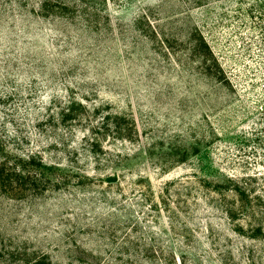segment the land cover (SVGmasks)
<instances>
[{
	"label": "rangeland",
	"instance_id": "1",
	"mask_svg": "<svg viewBox=\"0 0 264 264\" xmlns=\"http://www.w3.org/2000/svg\"><path fill=\"white\" fill-rule=\"evenodd\" d=\"M262 126L264 0H0V264H264L202 182L264 174ZM209 128L210 167L167 155ZM31 156L60 171L17 180Z\"/></svg>",
	"mask_w": 264,
	"mask_h": 264
},
{
	"label": "trees",
	"instance_id": "2",
	"mask_svg": "<svg viewBox=\"0 0 264 264\" xmlns=\"http://www.w3.org/2000/svg\"><path fill=\"white\" fill-rule=\"evenodd\" d=\"M193 5H201L204 0H188ZM44 3V2H43ZM75 4V2L73 3ZM71 2L61 4L58 7L63 9L68 8ZM60 8V9H62ZM194 35L190 37L192 44V53L198 57L199 64L206 71L208 76H211L216 84H226L232 88L230 80L227 78L225 72L220 66L218 60L215 58L211 49L208 46L202 33L194 27ZM75 102H70V107L66 109L67 112L70 111L71 107ZM97 113V109L94 110ZM126 116L114 113L102 116L100 124L96 125L93 129L95 132L99 133L102 130L107 129V127H112L115 132H123L122 125L127 122ZM130 121V120H129ZM132 121V120H131ZM132 124V123H131ZM211 127V126H209ZM260 131V142L261 145L264 144V126L261 127ZM218 137L217 132L209 128V131H204L203 129L197 133L196 138L190 139L186 136L181 143H169L167 155L170 159H176V163H184L191 157H194L199 162L200 166L207 165L210 167L212 165L209 162L210 156L207 150L202 146L201 142H205L210 137ZM211 140V138H210ZM245 142L250 141V138L244 136ZM90 146L92 150L90 153H95L93 147L97 146V142L91 140ZM203 149V150H202ZM5 162L0 163V175L5 171H10L7 169ZM16 166L12 169V173L17 178V180L30 178L29 175L36 174V176H41L44 173L51 172L52 170H59V166H54L53 164H45L42 160H34V157L19 158L17 160ZM11 173V172H10ZM211 177V176H210ZM110 179V178H109ZM112 180V179H111ZM258 180H264V174H247L243 178H235L231 175L218 174L212 176L211 178H204L202 182L204 185L211 187L212 192L222 198L223 201L230 199L229 203L226 201L223 204L222 211L226 218L231 220L235 224V229L240 234H247L248 238L252 240L259 241L264 248V222L263 215L259 206L263 202V196L259 195L253 185ZM239 220L241 224H239ZM247 223L248 229L243 227L242 223Z\"/></svg>",
	"mask_w": 264,
	"mask_h": 264
}]
</instances>
